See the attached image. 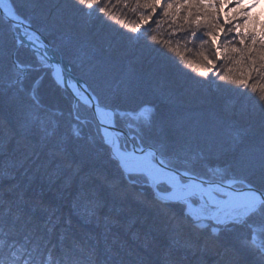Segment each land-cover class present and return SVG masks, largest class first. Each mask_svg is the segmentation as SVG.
I'll use <instances>...</instances> for the list:
<instances>
[{
	"label": "trees",
	"instance_id": "obj_1",
	"mask_svg": "<svg viewBox=\"0 0 264 264\" xmlns=\"http://www.w3.org/2000/svg\"><path fill=\"white\" fill-rule=\"evenodd\" d=\"M11 1L143 146L175 154L178 169L264 191L261 37L242 42L221 8L217 47L190 7ZM142 111L140 130L122 118ZM0 264H264V205L242 223L196 222L184 204L131 182L92 110L74 106L45 59L17 46L0 13Z\"/></svg>",
	"mask_w": 264,
	"mask_h": 264
},
{
	"label": "water",
	"instance_id": "obj_2",
	"mask_svg": "<svg viewBox=\"0 0 264 264\" xmlns=\"http://www.w3.org/2000/svg\"><path fill=\"white\" fill-rule=\"evenodd\" d=\"M0 13L3 16V18L8 23L11 24L12 30H13L15 39L18 42V45L25 43L26 46L29 47L31 50L42 55L47 60L50 67L52 68L54 78L65 89H67L73 95L74 100H75V104H77L80 101L92 109L99 125L102 128L103 133L106 134L105 138H106L107 144L111 148L112 156L119 162L120 166L123 168L125 173L127 175H139V174L140 175H146L150 181V184L155 188L156 195L160 199H162L164 201H173L171 199H168L169 197L162 194L157 189V185H158V183H160V181L155 182L145 172H135V171L127 170V168L124 165V161L119 157V154L117 152L116 138H117V136H121V135L125 136L128 139L133 151H136L139 154H145L147 160L151 158L150 153H153L156 156L157 161L159 163H163L162 162L163 158L160 156L159 152L152 149V148L139 147L135 143V141L133 139V135H129L128 132H126L125 130L121 129L120 127H118L116 125V123H115V115H116L115 111L110 109V108H107V107H105L99 103L98 98L92 92V90L89 88L88 84L81 77H79L78 75H76L73 72L72 67L70 66V64L66 60V58L63 56L62 52L58 48H56L43 33H41L38 29H36L30 21H28L27 19H25L24 17H22L21 15H19L17 13V11L14 8L11 0H0ZM35 44H40L43 48L48 49L55 54V56H56L55 58L57 59L58 65H59V72L58 73H59V75L61 74L62 78H63L62 82H60L57 79L55 62L52 61L51 59H49L47 57V55H45L43 53V51H40L39 49L35 48L34 47ZM72 80L75 81L76 88L74 87L75 85L74 86L71 85L70 82ZM80 95H83L85 100H83ZM98 109H103L105 111H109L112 114V121L111 122H105V121L101 120V117L97 114ZM163 164H164V167L161 166L160 170H164V171L169 172V173H174V174H176V175H178L184 179L198 181V182H201V183L209 185V186H220V187L227 188V187H230V184H228V182L239 183L236 180L228 181V182L212 181V180H209L206 178H201L197 175H193V174L181 171V170H177V169L167 165L166 163H163ZM241 183H244L246 185V187H244V188L231 187L232 191H234V192H245V191L253 192V193L257 194L260 197L261 201L264 203V191H262L259 188L254 187L248 183H245V182H241Z\"/></svg>",
	"mask_w": 264,
	"mask_h": 264
},
{
	"label": "bare ground",
	"instance_id": "obj_3",
	"mask_svg": "<svg viewBox=\"0 0 264 264\" xmlns=\"http://www.w3.org/2000/svg\"><path fill=\"white\" fill-rule=\"evenodd\" d=\"M35 48L39 49L40 51H43L45 55L49 59L55 62L56 72H57V79L62 82L63 78L62 75H59V65L58 61L55 58V54L48 50L43 48L40 44H35ZM71 85H75L76 83L74 80H72ZM76 90V89H75ZM83 100H85L83 95H80ZM97 114L101 117V120L105 122H111L112 121V114L109 111H105L103 109H98ZM116 146H117V152L119 154V157L124 161V165L129 171H135V172H145L147 173L151 179H153L155 182L159 181H165L173 186V192L167 194L169 199L171 200H179V201H186L187 206L192 214L196 215L197 217L204 216L203 213L199 212V209L193 205L190 202V199L195 196L199 197H205L209 199L216 207L220 208L221 210H217L215 213V217L217 216V212L226 210V209H239V208H254L257 205L262 204L260 197L250 191L245 192H234L232 191L231 187H234V183L228 182L230 184V187L224 188L220 186H209L206 184H203L198 181L189 180L187 183L184 182L182 177H179L178 175H175L173 173H167L164 170H160L159 167H164L163 163H159L154 165L152 163V154L150 161L146 159L145 154H139L136 151H129L124 150L121 147L120 139L119 137L116 138ZM148 176V177H149Z\"/></svg>",
	"mask_w": 264,
	"mask_h": 264
},
{
	"label": "rangeland",
	"instance_id": "obj_4",
	"mask_svg": "<svg viewBox=\"0 0 264 264\" xmlns=\"http://www.w3.org/2000/svg\"><path fill=\"white\" fill-rule=\"evenodd\" d=\"M184 2L188 3V0H184ZM194 2H195V0H192V3H194ZM253 5H255V6H253ZM241 11L246 12L248 14V16L247 17L240 16L239 18L235 17V16H238L237 13H239ZM221 13L223 14V18H224V21L226 23L225 24L226 26L230 23V22H228V19H233V17H234V20L232 22H234V25L237 26V27H234V29H238L239 28L238 25L247 27V23H248L249 19H251L256 25V21H254L256 18L255 15L257 17H259V19L261 21L264 22V0H244L243 8H240V6L237 5L236 3L230 2V6L221 7ZM142 32L143 31H141V28H140L137 34L142 36ZM225 36L226 35L224 34V30H223L222 41H223V39L226 38ZM262 39L264 40V38H262ZM45 62H46L47 67L50 68L47 61H45ZM52 75H53V73H52ZM83 105L87 106L84 103H83ZM148 116L149 115L147 112L142 111V112H138L136 114L130 113V115H128V116L124 115L122 118L125 119V121L129 127L136 128L137 130L138 129L140 130L139 125H141L143 123H147ZM131 118H134V121H132ZM135 120L138 122V124L135 123ZM100 130L102 133L101 126H100ZM121 146L124 150H128V147L125 144V142L121 141ZM174 155L175 154H173L171 152L167 153V154L163 153L162 157L164 158V161L167 164L174 167L172 164H177V161H179L178 159H176V156H174ZM151 161L154 165H156V163L159 164L155 156H153ZM124 173H125V171H124ZM125 175L133 183H137L140 186H144V187H147V186L150 187L154 191L155 196L157 197L155 188L150 184V181L146 175H140V174L139 175H127L126 173H125ZM132 177H134L135 179H132ZM183 180L185 183H187V180H185V179H183ZM161 187L163 189L168 190V191H171L174 189L173 186L167 182H163V183L159 184L157 189L161 190ZM190 201L196 205V207L199 209V212L206 215L205 217H208V216L213 217V216H215V213L217 210H221L218 207L217 208L213 207L211 205V201H209L208 199H205L203 197L195 196ZM185 207H186V205H185ZM260 207L261 206H257L256 208H253V209H250V208H244V209H240V208L237 209L236 208L234 210H231V209L225 210L224 209L220 212L218 211L217 217H214L215 221L211 220V222H213V223L219 222V223H222L221 225H227V224H230L232 222L242 223L244 221V219H246L248 217L249 214L257 211ZM192 216L194 218H196L195 217L196 215L194 216V214H192ZM201 221H210V220H200L199 222H201Z\"/></svg>",
	"mask_w": 264,
	"mask_h": 264
},
{
	"label": "snow or ice",
	"instance_id": "obj_5",
	"mask_svg": "<svg viewBox=\"0 0 264 264\" xmlns=\"http://www.w3.org/2000/svg\"><path fill=\"white\" fill-rule=\"evenodd\" d=\"M230 2L236 3L240 8L244 6V0H195V4L192 3V0H188L187 5H184V0H180V5L173 3L172 0H157V3L153 4L152 7H159L161 12H164L166 9H175L177 7H190L192 10L190 21L195 18L196 27H204L209 37L213 39L217 47H220L223 37V25L220 24L216 12H218L221 7L230 6ZM197 9L200 11L197 12ZM237 14L245 17L248 16L246 12L242 11ZM238 27L242 34V42L247 36L253 33L258 37L264 38V25H261L260 29L257 30L255 23L251 19L248 20L247 29L241 25H238Z\"/></svg>",
	"mask_w": 264,
	"mask_h": 264
}]
</instances>
